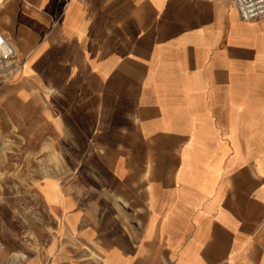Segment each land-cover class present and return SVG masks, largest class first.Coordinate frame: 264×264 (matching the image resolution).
<instances>
[{
	"label": "crops",
	"instance_id": "0c3cea01",
	"mask_svg": "<svg viewBox=\"0 0 264 264\" xmlns=\"http://www.w3.org/2000/svg\"><path fill=\"white\" fill-rule=\"evenodd\" d=\"M0 30L23 62L0 116L36 135L19 149L77 151L27 180L40 208L0 199V264H264V16L0 0Z\"/></svg>",
	"mask_w": 264,
	"mask_h": 264
},
{
	"label": "rangeland",
	"instance_id": "374dc122",
	"mask_svg": "<svg viewBox=\"0 0 264 264\" xmlns=\"http://www.w3.org/2000/svg\"><path fill=\"white\" fill-rule=\"evenodd\" d=\"M4 83H0V86ZM9 103L5 95H1V114L6 115L9 113L7 111ZM14 120L16 121L14 118L9 119L0 116V199L18 207H25L32 202L40 208L42 206L40 198L34 192L32 194L26 193L30 190L28 187L29 181L27 180L45 177L52 171L54 173H76L73 166L62 165V162L66 161L64 152L72 156L77 151L19 149V145H27L26 142H28L29 136L35 137L36 135H24L18 130H14ZM29 120L25 119L26 122H29ZM17 121H20V119H17ZM6 124L12 127V131L3 134L1 131L3 132V127L7 126ZM23 125H28V123H23Z\"/></svg>",
	"mask_w": 264,
	"mask_h": 264
},
{
	"label": "built area",
	"instance_id": "2783aa9c",
	"mask_svg": "<svg viewBox=\"0 0 264 264\" xmlns=\"http://www.w3.org/2000/svg\"><path fill=\"white\" fill-rule=\"evenodd\" d=\"M240 17L252 21L264 16V0H233ZM23 62L15 48L0 30V83L13 79L22 69Z\"/></svg>",
	"mask_w": 264,
	"mask_h": 264
}]
</instances>
